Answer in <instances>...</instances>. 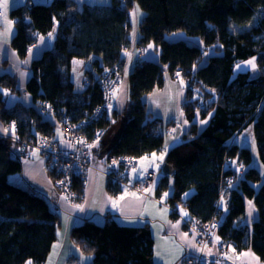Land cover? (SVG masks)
<instances>
[{
    "label": "trees",
    "instance_id": "1",
    "mask_svg": "<svg viewBox=\"0 0 264 264\" xmlns=\"http://www.w3.org/2000/svg\"><path fill=\"white\" fill-rule=\"evenodd\" d=\"M82 4L26 0L9 11L15 27L10 46L20 59L26 58L39 36L52 35L54 41L30 64L26 92L32 107L7 105V96H18L20 91L16 76L0 71V124L10 142L11 132L16 138L13 147L0 140V264H44L57 238L60 218L47 198L11 181L21 173L29 146L53 138L55 129L46 117L71 124L84 120L85 136L103 132L99 147L108 130L123 121L118 141L109 148L104 144L107 159L125 156L138 161L164 148L165 126L148 110L145 96L163 86L166 73L178 71L185 84L181 107L189 128L165 159L173 193L163 203L173 219L179 217L172 211L178 205L195 226L217 225L210 242L204 245L196 238L200 249L215 246L216 240L223 245L219 255L228 246L238 252L251 249L264 262V0H109L102 5L84 0ZM133 6L141 11L137 43L153 44L159 61L132 64L127 72L128 106L121 116L113 110L114 116L103 112L93 118L105 98L103 86L95 82L91 89L76 90L73 62H88L84 74L90 79L119 73ZM178 31L200 44L168 37ZM250 59H255L257 75L236 74V65ZM42 102L51 114L41 112ZM249 126L259 163L255 166L251 151L234 142ZM19 143L27 147L19 149ZM41 157L59 189L63 177L49 170L47 158L42 153ZM166 175L156 186L158 198L168 188ZM106 183L110 194L119 192V183L110 179ZM84 187V180L71 177L70 190L78 202H83ZM247 201L258 215L251 228L242 224ZM70 238L81 251L91 253L88 264H154V240L147 225L123 226L108 217L103 224L85 219L72 227Z\"/></svg>",
    "mask_w": 264,
    "mask_h": 264
},
{
    "label": "crops",
    "instance_id": "2",
    "mask_svg": "<svg viewBox=\"0 0 264 264\" xmlns=\"http://www.w3.org/2000/svg\"><path fill=\"white\" fill-rule=\"evenodd\" d=\"M108 1L109 0H107V2ZM75 2L77 3V1ZM12 6H10V8ZM133 12H136V6H133L128 12L129 22L130 13ZM137 15H139L140 18L141 14H138L137 12ZM138 23L137 30H134L132 35L130 22L128 36L129 43L131 44L128 43L129 45L138 44ZM13 34L14 31L12 30L11 34L7 36L8 39L0 41V71H6L8 73H11L12 75H15L17 78V87L20 91V95L18 96L14 94H9L7 96V105L9 107H13L14 105L18 104L30 106L32 105V100L26 92V83L30 76V64L33 59L39 57L44 50L51 46L54 41V37L52 35L39 36L36 39L35 44L32 45L29 49L26 58L20 59L10 46V40ZM168 37L170 39H174L172 38V36ZM181 38L183 39L184 37ZM149 45H151V47H149V50L151 52L149 60L158 62V49L153 44ZM131 60H134L133 63H136V56H132ZM4 63L5 66L2 65ZM73 65H78L79 69L83 72L84 75L86 69L82 70V62L77 60L73 62ZM130 66L131 65H129V67ZM165 75L166 76H164L163 86L161 88L155 89L149 95H146L144 100L147 103L148 110H150L153 115L162 118V120L164 121H168L165 120L169 118V115H164L165 109L167 110L166 113L168 114V109L174 105L169 92L175 87L173 99L175 100V103L177 102V104L179 105L183 100L184 88L182 84H179L178 82H176V80H173V78L170 77L167 73ZM71 76L73 77V74H71ZM127 83L128 78L125 79L124 91L123 87H121L120 89L117 87V89L112 92L113 110L120 111L118 107L123 105L122 103H124L125 101H128L126 100L128 95ZM157 91H162L161 94H159V99H161L164 103L163 111H159L154 107V93H158ZM164 93L167 94L164 95ZM122 95H124L125 100H122ZM178 110L180 116L178 117L179 121L176 123L179 127L177 125V127L174 126L171 135L169 133L165 134L164 147L166 149H163L160 152L165 156L161 154V156H163V159L159 161V164H161L163 161V165H166V157L171 155L174 146L182 140L185 132L188 131V123L185 121L179 108ZM46 118H48L50 124L54 126L55 133L53 139L57 141L59 147L64 148L66 144L62 140V132L57 120H55L53 117L51 118L50 116H47ZM1 130L2 127L0 124V133H2ZM109 131L110 129L108 130V132ZM108 132L106 133L107 137L109 134ZM118 133L119 130L116 133L114 140L111 141V144L115 143ZM106 143L107 141H105L103 137L101 144L102 147H99L97 144L98 147L96 148V152H94L93 157L90 159L92 169L86 179L87 183L84 191V200L80 205L71 204L63 195V193L55 187L53 180H51V178L47 174L44 160L41 157V152H39L38 150H36V152L38 153L30 151L29 153H27L28 155L23 159L22 171L20 174L16 175V178H14L13 182L44 195L49 202L51 210L56 212L60 218L59 226L57 229V238L44 264H68V258L72 254L73 256L78 257V260L81 261V264L86 263V261H83L85 259V256H83L82 252L71 242L69 233L72 227L85 219H91L98 224H103L107 217L116 220V222L123 226L142 227L147 225L150 229V232H152V236L157 232H159V235L162 234V237L167 241L166 245L168 250H170V257L171 254L172 256H175L176 264H181L183 258L193 256L201 251L193 233H191V231H188V228H185L183 226V218H185V212L182 210L178 218H171L169 207H167V205L163 203L160 197H157L155 192L157 186L156 180L160 179L161 175H158L156 177L155 183L154 185H152V187L150 186L147 188L146 192H148V196H145L144 193L140 194L133 188L125 185L121 186L119 192L116 195H112L109 193L106 186L107 176L105 175L103 170H105V165L108 159H110L112 156L107 159L108 155L106 154V148L104 146V144L106 145ZM166 144L168 145V147L166 146ZM138 166L139 159L135 164V167L131 169L126 176V182L128 185L134 184L137 181H141L147 171L154 170L153 166H147L145 169H141L143 171L140 175L138 173ZM154 171H156V169ZM223 202L224 204L226 203L225 200ZM257 216V210L254 204L251 201H247L245 217L242 220V224H246L249 228H251L252 223L257 218ZM58 235H60L61 238H58ZM172 244H174L175 246L173 247ZM203 251L212 255H218V257H220L221 259V264H264V262L260 261L257 255L251 249L238 252L231 246H228L225 253H221V255H219L218 247L211 245L209 246V248H204Z\"/></svg>",
    "mask_w": 264,
    "mask_h": 264
},
{
    "label": "rangeland",
    "instance_id": "3",
    "mask_svg": "<svg viewBox=\"0 0 264 264\" xmlns=\"http://www.w3.org/2000/svg\"><path fill=\"white\" fill-rule=\"evenodd\" d=\"M25 1L26 0H7V8L4 9V8L0 7V41H3L5 39H8L7 36H9L11 34V31L12 30L13 31L15 30L13 21L11 20L10 15H9L10 6L15 5V7H16V6H18L17 3H19V2L23 3ZM37 1H41V3H45V2H49L50 0H37ZM75 1H77L78 6H82L83 5L82 3H83L84 0H75ZM88 1H91V2L96 3L98 5H102V4H105L107 2V0H88ZM0 2H2V0H0ZM137 12H138V14H140V12H141L138 7H136V12L130 13V22H131L132 35H133L134 30H137V23H138V19H139V15H137ZM170 36H172V38H174V39H180L181 37H185L187 39V41H189L191 43L200 44V42L196 38L188 37L182 31L175 32V33L171 34ZM129 44H131V43H129ZM129 44L123 48L122 56L123 55L124 56H123V67H122V70H121V67L119 66L118 67L119 73L114 74L112 77L107 76V78H109V80L111 81L110 84L111 85L114 84V86L112 88V92H114L115 89H117V87L119 89L121 87H123V91H124L125 79L127 78V72L129 71V69L132 66L133 61H134V60H131L132 56L133 57L136 56V62L137 63L138 62L141 63L142 61H147L150 58L149 56L151 55V52L149 50V46H147L149 44H142V43L136 44V45L135 44L129 45ZM78 61L82 62V64H83V66L81 67L82 70L83 69L85 70V69H89L90 68L89 63L86 62L85 60H78ZM249 61H253L254 64H255V67H253L251 64H249L248 63ZM129 65H131V66L129 67ZM247 71L251 74L252 77H254L255 75H257V65H256V62H255V59H250V60H248L246 62L238 63L236 65V67H235V73L236 74L239 73V72H247ZM176 73L177 74L169 75V76L172 77L173 80H176V82H178L179 84H182V86L184 88L185 84H184L183 80L180 77L181 76V71H178ZM72 74H73V77L72 78H73V82H74V85H75V89L76 90L82 89L81 86H83V88H84V86H87L88 88L91 89V88H93L95 86V82H99V84H100V80L102 79V76H100V75L98 76V74H97V76H95L96 79H95L94 76H92V78L90 79L89 78L90 77L89 74H87L89 77L86 76L85 74L83 75V72L79 69V66L78 65H75V66L73 65ZM82 75H83V78H82ZM164 76H166V75H164ZM80 81H81V83H80ZM127 87H128V83H127ZM85 89H87V88H85ZM157 92L158 93H154L155 94L154 95L155 96L154 107L157 110H159V111H163L164 110V103L162 102L161 99H159V94H161L162 91H157ZM174 93H175V87L169 92V95L171 96L174 105L171 108L168 109L169 110V113L168 114L166 113L167 110L165 109V114L164 115L165 116L166 115H169V118L168 119H165V120H168V121H164V120H162V118H160V117L155 116V115L152 114L154 118H159V119L162 120L163 125L165 126V129H164L165 134H168L169 133L170 135L173 132L172 130H173L174 126L175 127L178 126V124L176 123V122L179 121L178 120V117L180 116V113H179L178 108L180 109V112L183 115V111H182V107H181L182 105L181 104L183 103L184 98L186 96L185 89H184L183 100L178 105L177 102L175 103V100L173 99ZM166 94L167 93H164V95H166ZM128 95H129V93H128ZM128 95H127V99L126 100H128V97H129ZM121 98H122V100H125L124 99V95H122ZM31 104H33V103L31 102ZM122 104L123 105H121L120 107H118L120 109V111L117 110L116 112H114V113H118L119 112L120 113V116H121V113H123V111L126 110V108L128 106V101L127 102L125 101ZM146 105H147V103H146ZM31 107H32V105H31ZM112 113H113V109L111 111V114ZM208 115H209V113H207V117H208ZM120 116H118V117H120ZM123 124H124L123 121L122 122H119L115 127L113 126L110 129V131L108 132L109 133L108 134V137H107V135L104 136V140L107 141V143H106L107 148H109V146L111 145V141L114 140L116 133L123 126ZM199 126L200 127L202 126V122L199 123ZM60 129H61V127H60ZM1 131H2V133H0V140H2V138H3V140H8L9 143H10V145H11V147H13L14 146V142L16 141V138H15V136H13V133H11V137L10 136L8 137V138L11 139V142H10V140L6 138L7 137V133H5L3 130H1ZM81 131L82 130L80 129L79 130V133H81ZM234 142L235 143H238L241 147H247L251 151L254 166L255 165H259V163H255L257 161V151H256V145H255L254 138H253L252 126H249L246 130H244L243 133L239 137L237 136L235 138ZM106 146H105V148H106ZM166 146L168 147L167 144H166ZM20 147H27V146H26V144L19 143V149H20ZM29 147H30V151H31V149H32L33 146H29ZM96 148H97V145L91 147V149H92L91 150V157H93L94 152H96ZM163 149H166V148L164 147ZM36 150H38V148H36L34 150L32 149V152H36ZM39 152H41V150ZM36 153H38V152H36ZM161 154L164 155L163 153H159V154L158 153H154V154H150V155H144V156H142V157L139 158L138 173L141 175V173L143 171L141 169H145L147 166L148 167L153 166L154 167V170L156 169V172H157L156 173V176L153 178V180H152V177L153 176H151L149 174V171H147L145 173V176H144L145 179H144V182L143 183H139L138 182V183H134V184L128 185L127 182H126L127 181V177H125L126 180L124 182L126 184L125 186H129V187L133 188L135 191L139 192L140 194L144 193L145 196H148V192H146L148 186L146 188V191H144L142 189V186L143 185L146 186V184L151 185L156 180V177L158 175H161V177H162L163 175L167 174L166 176L168 177V188L160 194V198L162 199V201L163 202H166L168 200V198L173 193V178H172V173H171L170 169H168V172H167V170L165 168L166 166L163 165V161H162L161 164H159V161L162 160L160 158L161 157ZM148 160H150V161H148ZM89 163L91 165V160H90ZM106 164L108 166L109 159H108V161H107ZM105 167H106V165H105ZM134 167H135V165H133L131 169H133ZM259 168H261V167H259ZM103 171H104V173L106 175L107 170L105 169ZM55 175H58L59 176V174H57V173ZM48 176L54 182L55 177H52L49 174H48ZM87 177H88V175H87ZM87 177L85 176V179H84L85 186H86V183H87L86 182ZM161 177H160V179H161ZM14 178H16V175L13 176V177H11V181L12 182L14 181ZM107 179L112 180L108 176H107ZM160 179L156 180L157 181L156 184H158L160 182ZM13 183H15V182H13ZM54 185H56L55 182H54ZM59 189H60L61 192H63V189L61 187H59ZM84 191H85V187H84V190H83L82 193H84ZM165 194H167V195H165ZM223 198L225 199V196ZM66 199L71 204H73V205H75V204L76 205H80L82 203V202H78L77 199H74L73 201H70L68 198H66ZM79 199H80V197H79ZM80 200L83 201L84 199L81 198ZM173 211L177 212V209L176 210H173ZM159 227H160V225H159ZM157 229H158V226H157ZM188 231H191V233H193V235L195 236V238H197L195 231H193L191 228ZM153 236L152 237H153V240H154V251H153L154 264H176L175 263V256L174 255L172 256V254H171V257H170V250H168L167 245H166V242L167 241L162 237V234L159 235V232H157V233L153 234ZM58 238H61V236L58 235ZM211 238H213V234H212ZM70 240L73 243V241H72L71 238H70ZM213 243L215 244V246H217L218 248H220L216 244L215 241ZM74 245L81 251L80 247L77 244H74ZM172 246L174 247L175 245L172 244ZM81 252H82V255L85 256V259L83 261H86V263H84V262H82V263H84V264L90 263V261H91V258H90L91 253H89V251L88 252L81 251ZM88 256H89V258H88ZM182 262L183 263H181V264H184V263L186 264V258H183V261ZM68 264H81V261L78 260V257L77 256H73V254H72L68 258Z\"/></svg>",
    "mask_w": 264,
    "mask_h": 264
},
{
    "label": "built area",
    "instance_id": "4",
    "mask_svg": "<svg viewBox=\"0 0 264 264\" xmlns=\"http://www.w3.org/2000/svg\"><path fill=\"white\" fill-rule=\"evenodd\" d=\"M110 82L111 81L109 78L100 80V84L104 89L105 98L103 104L96 110L93 118H97L103 112L110 113L112 111V88L114 84L111 85ZM39 109L45 115L52 113V110L45 102L40 103ZM84 124V120L82 122H78L77 124H71L65 121L58 122L59 127L62 129H60L62 132V140L66 144L64 148L59 147L57 141L53 138L42 140L37 146L33 147V149L38 148V150H41V153L45 155L47 158L46 160L48 163V169L63 177L61 181H58L57 186L63 189V195L70 201H73L77 198V195L70 190L71 177H77L84 180L85 176L87 177V175H89L92 169V166L89 163L90 159L92 158L91 147L97 145L103 136V132L101 130H97L91 138L85 136L82 132L79 133L81 126ZM136 163L137 161L133 157L112 156L109 159L106 175L111 178L113 182L119 183L121 186L126 185L124 182L125 177L129 173L132 166ZM149 174L153 176V180V178L156 176V171L149 170ZM144 179L145 177L141 181H137L135 183H143ZM153 183L151 185H143L142 189L146 191L147 186H152ZM176 209L178 213L181 214V210L178 205H176L174 208V210ZM183 223L187 225L189 229L191 228L193 231H195L197 240L199 243L204 245L210 242L213 232L217 230V225L214 223L197 227L193 223L189 222L186 217L183 218ZM216 244L219 247H223L221 242H216ZM186 264L221 263L215 255L208 254L204 252L203 249H201V251H199L195 256L187 257Z\"/></svg>",
    "mask_w": 264,
    "mask_h": 264
},
{
    "label": "snow or ice",
    "instance_id": "5",
    "mask_svg": "<svg viewBox=\"0 0 264 264\" xmlns=\"http://www.w3.org/2000/svg\"><path fill=\"white\" fill-rule=\"evenodd\" d=\"M0 7L6 9L7 8V0H2V2H0ZM149 47H151V45H149ZM248 63L251 64L253 67H255V64L253 61H249ZM160 158L163 159V156H161ZM165 195H167V194H165ZM28 264H31V261H29Z\"/></svg>",
    "mask_w": 264,
    "mask_h": 264
},
{
    "label": "water",
    "instance_id": "6",
    "mask_svg": "<svg viewBox=\"0 0 264 264\" xmlns=\"http://www.w3.org/2000/svg\"><path fill=\"white\" fill-rule=\"evenodd\" d=\"M119 137H120V132H119L118 135H117V138H116V140H115V143L118 141Z\"/></svg>",
    "mask_w": 264,
    "mask_h": 264
}]
</instances>
